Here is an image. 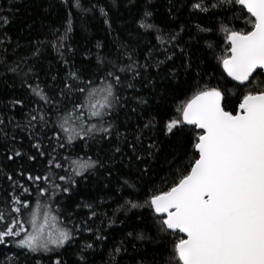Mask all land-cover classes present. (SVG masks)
I'll list each match as a JSON object with an SVG mask.
<instances>
[{
    "label": "trees",
    "instance_id": "1",
    "mask_svg": "<svg viewBox=\"0 0 264 264\" xmlns=\"http://www.w3.org/2000/svg\"><path fill=\"white\" fill-rule=\"evenodd\" d=\"M196 2L80 0L82 8H76L73 0H0V15L9 18V24H0V56L6 57L9 65L20 56L31 57L37 42H45L39 45V56L31 57L32 72L27 83L22 75L6 71L0 63V208L13 194L28 199L30 209L37 199L43 205L51 197L52 215L58 219H49L46 230H74L70 243L47 253H26L14 242L0 245V264H52L57 256L64 264H165L172 242L181 234L162 233L154 212L147 206L129 209L123 205L127 199L143 204L153 192L167 191L192 161L190 126L169 134L166 122L177 117L178 106L205 84L225 91V108L233 112L246 91L264 88V83L257 84L264 81V75L257 73L251 83L240 86L226 76L219 63V57L226 55L229 47L221 25L248 31L249 14L245 10L242 14L239 5L203 12L193 7ZM146 8L152 16L145 23L156 26L151 30L140 27ZM66 27L71 31L66 33ZM5 34L9 39L5 40ZM54 34L64 36L63 47L53 46ZM173 34L176 39L169 40ZM158 35L163 37V43ZM168 56L173 58L168 60ZM100 59L105 63L100 64ZM109 61L117 67L131 66V71L117 73L122 78L116 90L120 105L111 115L104 116L103 125L87 107L84 119L97 127L111 123V135L101 139L104 134L97 132L95 138H86L87 147L79 138L69 145L59 127L63 107L57 114L50 105L42 101L37 104L38 98L27 85L51 87L66 80L72 71H79L85 81L93 75L100 77L114 70ZM137 70L140 75L134 78ZM76 83L84 87L79 81ZM95 83L102 81L97 79ZM128 83L134 87H126ZM17 100L23 103L17 104ZM71 100L80 102L84 97L73 94ZM64 106L70 108L71 104L65 100ZM31 115H44L47 126L34 121L29 127ZM149 122L150 126L145 127ZM37 142L45 156L38 155L32 146ZM131 144L135 145V153ZM117 147L121 149L119 153L115 152ZM15 152L21 155L15 156ZM29 156L36 159L30 160ZM65 157H91L100 164L82 175H74ZM50 158H56L64 167L48 165ZM46 173L60 188L27 179L29 174ZM63 175L74 181L69 192L61 191L67 186L66 181L58 179ZM38 187H48L49 191L40 196ZM24 188L29 191L24 192ZM43 211L42 207L38 226L43 223ZM29 218L26 213L25 219ZM138 234L146 238L137 239Z\"/></svg>",
    "mask_w": 264,
    "mask_h": 264
},
{
    "label": "snow or ice",
    "instance_id": "2",
    "mask_svg": "<svg viewBox=\"0 0 264 264\" xmlns=\"http://www.w3.org/2000/svg\"><path fill=\"white\" fill-rule=\"evenodd\" d=\"M237 5L241 7L242 14L243 10L249 14L250 18L246 23L250 24V30L238 31L221 25L229 47L227 54L219 57V63L228 77L240 86H246L257 73L264 75V0H215L212 3L197 0L193 7L207 12L210 8H231ZM72 6L82 8L80 0H73ZM101 13L104 14L103 9ZM151 16L152 13L146 8L140 22L141 28L151 30L156 27L145 23ZM105 23L108 21L105 20ZM0 24H9V18L0 15ZM69 31L71 28L66 27L65 32ZM54 38V47L64 46V36L56 37L54 34ZM7 39L9 38L5 34V40ZM157 39L164 42L161 35ZM175 39L174 34L169 37V40ZM44 43L37 42L31 57L39 56V45ZM180 51L183 54V49ZM128 55L131 59V55ZM31 57L20 56L9 65L7 58L0 56V63L6 71L22 75L27 83L29 73L32 72ZM172 58L168 56L166 59ZM99 63L103 64L105 60L100 59ZM108 63L113 71H107L100 77L93 75L86 81L79 71H72L66 80L51 87L27 85L33 96L38 98L35 101L37 104L42 101L56 109L57 114L63 107L64 117L59 127L66 134L69 145L79 138L87 147L86 138H95L94 134L97 132L104 134L101 139L111 135V123L108 127H97V124L84 119V109L87 107L90 115L98 118V123L103 125L104 116L111 115L120 105L121 98L116 90L122 84V78L117 73L131 71V66L117 67L111 61ZM160 63L163 62H158L156 66L159 67ZM144 67L147 69V65ZM139 75L137 70L134 78ZM52 79L55 81L56 77ZM97 79L102 83H95ZM76 81L84 87H80ZM261 83L264 81L257 82L258 85ZM126 87L132 88L134 85L128 83ZM73 94L83 96L84 100H71ZM65 100L71 104L70 108L64 106ZM225 102V91L207 84L199 87L190 98L182 102L177 108V117L166 122L165 130L169 134H175L185 126H190L188 130L191 132L192 161L167 191L153 192L143 204L132 199L124 202L123 206L129 209L144 206L150 208L162 233L182 234L172 242L165 264H264V88L246 91L234 112L226 110ZM16 103L22 104L23 101L17 100ZM34 121L47 126L44 115H31L29 127L33 126ZM150 124L151 122L145 127ZM32 146L37 149L38 155H46L40 151L42 145L39 142ZM59 146L63 148L64 144ZM129 147L135 153V145L131 144ZM151 147L153 145L149 146ZM120 151L119 147L115 148V152ZM14 155L20 156L21 153L15 152ZM29 159L35 160L36 156H29ZM64 159L70 161L74 175H82L100 164L99 160H92L91 157ZM48 165L64 167L56 158L48 159ZM9 179L11 180V176ZM27 179L32 182L43 181L45 185L51 183L53 189L60 188L47 173L43 176L29 174ZM58 179L67 182V186L61 191L69 192L74 181L67 175L59 176ZM23 191L27 193L29 189L24 188ZM48 191V187H38L40 196ZM51 199L49 197V201L43 205L37 199L31 209L29 200L17 195L13 194L10 201L6 200L4 207L0 208V245L14 242L26 253H47L70 243L74 238V230L45 228L49 219L53 222L58 219L56 215H52ZM42 207L44 219L38 226L37 219ZM85 207L91 208V205ZM26 213L29 219H25ZM95 215L93 211L92 216ZM26 225H30V228ZM136 238L142 240L146 237L138 234ZM115 252L118 254L120 249H115ZM36 264L40 262L37 261ZM52 264H64V261L57 256Z\"/></svg>",
    "mask_w": 264,
    "mask_h": 264
},
{
    "label": "water",
    "instance_id": "3",
    "mask_svg": "<svg viewBox=\"0 0 264 264\" xmlns=\"http://www.w3.org/2000/svg\"><path fill=\"white\" fill-rule=\"evenodd\" d=\"M246 11V10H245ZM228 43V42H227ZM229 45V44H228ZM223 69V68H222ZM225 73V72H224ZM226 74V73H225ZM226 76H227V74H226ZM228 77V76H227ZM229 79H231L230 77H228ZM232 80V79H231ZM233 81V80H232ZM236 84H238V82H236V81H234ZM237 107H238V105H237ZM180 234V233H179ZM182 235V234H181Z\"/></svg>",
    "mask_w": 264,
    "mask_h": 264
}]
</instances>
